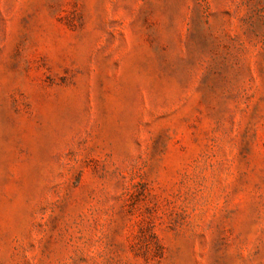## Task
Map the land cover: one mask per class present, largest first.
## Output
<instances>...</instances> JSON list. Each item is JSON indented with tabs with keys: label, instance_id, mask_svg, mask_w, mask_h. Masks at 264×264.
I'll return each instance as SVG.
<instances>
[{
	"label": "rangeland",
	"instance_id": "1",
	"mask_svg": "<svg viewBox=\"0 0 264 264\" xmlns=\"http://www.w3.org/2000/svg\"><path fill=\"white\" fill-rule=\"evenodd\" d=\"M0 264H264V0H0Z\"/></svg>",
	"mask_w": 264,
	"mask_h": 264
}]
</instances>
